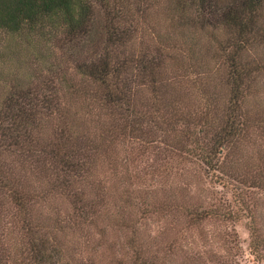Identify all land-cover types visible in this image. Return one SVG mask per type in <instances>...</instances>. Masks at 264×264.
<instances>
[{
  "label": "trees",
  "instance_id": "1",
  "mask_svg": "<svg viewBox=\"0 0 264 264\" xmlns=\"http://www.w3.org/2000/svg\"><path fill=\"white\" fill-rule=\"evenodd\" d=\"M203 39L212 47L213 68L203 57ZM213 73L221 75L220 86ZM263 76L264 0H0V83L7 89L0 95V121H10V133L25 131L29 146L38 135L33 130L50 123L53 132L42 147L56 149L59 166L90 176L83 191L74 190L78 177L71 183L38 180L35 188L18 177L0 179L2 208L7 201L16 205L9 222L0 209V236L18 237L15 250L28 264H233L226 255L185 251L183 229L244 217L251 253L264 262ZM36 83L44 120L35 107L14 110L19 99L34 98ZM73 91L86 97L73 104ZM134 112L141 117L129 124L124 116ZM93 114L105 117V144L85 134ZM149 114L170 144L174 177L183 178L195 164L210 184L230 193V201L191 181L165 185L161 173L154 189L128 188L130 177L138 175H126L116 157L118 152L130 156L126 147L107 153L105 166L115 178L110 186L97 185L93 159L76 152H102L118 138L141 135V118ZM20 150L6 145L9 155H23ZM47 189L70 200L85 225L108 223L99 232L100 244L77 238L65 256L56 218L42 220L35 235L25 234L21 221L28 203L39 193L49 196ZM153 213L183 220L173 223L168 241L159 239L157 257L149 261L143 224L135 228L134 218ZM4 251L0 245V264H12L3 260Z\"/></svg>",
  "mask_w": 264,
  "mask_h": 264
},
{
  "label": "rangeland",
  "instance_id": "2",
  "mask_svg": "<svg viewBox=\"0 0 264 264\" xmlns=\"http://www.w3.org/2000/svg\"><path fill=\"white\" fill-rule=\"evenodd\" d=\"M211 48L212 47L208 44L206 39L201 41L203 57L208 64L211 65L210 67L213 68L215 60L210 58ZM212 76L215 78L216 85H219V83H221V75L219 73H213ZM262 82H264V76L262 77ZM33 86V97L35 99L33 98L31 101L23 98L19 99L14 110L26 111L35 107L38 111V117L44 120L46 113L40 108L39 100L42 90L38 88L37 83ZM187 91L190 90L187 89ZM3 92L6 93L7 89H3V85L0 83V95ZM85 94L84 91H73L71 102H73V104L81 102L83 98L86 97ZM93 111L92 109V112ZM86 113L87 111H85L84 114ZM140 117L141 115L138 112L126 114L124 116L126 122L129 124L137 123ZM105 121V117H98L96 114H93L90 116L89 121L85 122V134L93 143L105 144ZM38 122H40V120ZM9 124V120L4 122L0 121V179L11 178L14 180L18 177L25 182L28 181L29 187L35 188L38 186L39 181L44 183L47 181L66 180L71 183L78 177L81 182L74 190L83 191L88 189V182L90 180L88 173H78L73 167L59 166L56 159H54V152H56V149L52 148L53 146L50 145H47L46 148L42 147L45 135L47 133L52 134L53 132V127L50 123L46 127L41 128L40 126L33 130L34 133H38V135L34 136L32 146H29V143L26 141L25 131L10 133L8 130ZM153 125L154 119L151 114H149L141 118V127L145 130L144 133L141 132V135H132L133 137L131 139H128V137L118 138L115 141L116 146H107L105 151L102 152H99L100 149H91L90 151L82 149L81 152H76V154H78L81 159H93V178L98 180L97 185L101 187L105 184L110 186V180L115 178L105 166L107 153L114 150L118 152V150L126 147L133 153L131 152L130 156H127V153L122 156V154L118 152L116 157L125 165V169L127 170L126 175L131 176L133 172H136L138 175L136 178L130 177L127 183L128 188H133L135 190L154 189L156 187V177L161 173L164 174L167 179V184L165 185L171 186L177 183V181L180 183H188L191 181L195 183L198 188L205 189L206 187H212L217 191L219 190L216 196L226 198L230 201V193L223 190L221 191L217 184H210L201 171L195 167V164L187 166V171L184 177L182 176L183 178L174 177L173 166L169 160L168 152V145L170 144L164 142L165 138L154 129ZM167 140L169 141V139ZM117 142L120 144H117ZM7 144L11 145V149L12 147L13 149H21L20 152L23 155L17 153L12 155L7 154ZM124 158H126V160H123ZM124 165L120 168V171L124 170ZM116 176L119 177L118 174ZM200 179L201 181H199ZM192 187L194 189V184H192ZM41 188H43V186ZM46 191L49 196L39 193V197H37L34 202L28 203L26 213L21 221L22 228L27 236H33L38 233L42 220L45 218H56L60 223V228L58 229L59 231L56 237L58 241L63 243L62 248L65 256L72 254V247L77 238L81 244H84V242L94 245L100 244L99 232L105 231L108 225L107 222L100 221L99 225L93 226L85 225L83 223V216L73 211L70 200H65V198L61 197L59 193L52 189H47ZM36 194H38L37 190L36 192L35 190L31 192L33 196ZM85 200H87V198ZM6 203L7 204L2 208L0 202V209L2 208V211L6 215V222H9L14 218L16 205L10 201ZM163 216L162 214L153 213L142 218L138 214L134 218V223L136 221L135 228L139 229V223L142 222L143 224L141 225V230L143 238L147 239L149 250L146 254V259L149 261H153L155 257H157L154 253H156L155 245L159 243V239L161 238L162 243H165V239L168 241L171 235L167 238V233L172 229L173 223L179 219L183 220V218L179 216L174 217L171 213H166L165 216ZM178 225L182 227L183 224L179 222ZM247 225L248 221L244 217H239L238 219L215 218L204 222L199 229H183L182 236L185 237L186 243H189L185 251L190 253L191 249L193 252L199 249L197 252L211 251L212 255H226L232 258L233 264H264L262 260L251 253L249 248L250 236ZM77 232L79 233L77 234ZM162 232H164V234L161 236ZM199 233L202 234V237L199 236ZM16 240H18V237L14 235L12 237L7 233H5L4 238L0 236V245L5 248L3 260L12 264H28L26 261L20 262L22 259L15 250V244H17ZM203 256H205L204 253Z\"/></svg>",
  "mask_w": 264,
  "mask_h": 264
}]
</instances>
